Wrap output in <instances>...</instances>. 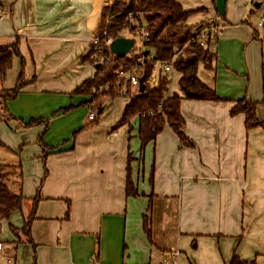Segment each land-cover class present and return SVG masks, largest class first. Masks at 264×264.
Masks as SVG:
<instances>
[{
	"label": "crops",
	"instance_id": "obj_1",
	"mask_svg": "<svg viewBox=\"0 0 264 264\" xmlns=\"http://www.w3.org/2000/svg\"><path fill=\"white\" fill-rule=\"evenodd\" d=\"M114 1H1L10 8L0 16V39L9 44L19 39L23 74L16 96L0 105V142L12 153L18 148L36 171L43 157L37 138L45 128L43 143L50 149L30 228L32 244L23 243L32 247V255L19 264H229L233 256L264 264V130L247 132L244 117L229 114L232 101L262 97L264 56L256 60L254 53L261 36L244 25L252 12L249 0H214V13L204 7L209 0H176L187 11L206 8L189 17H199L191 26L222 24L215 69L224 81L213 87L225 101H182L192 146H181L164 126L143 156L137 139L129 145L127 126L114 129L124 109L109 130L105 117L95 123L87 119L88 97L71 95L94 76L95 69L80 58L91 50L102 10ZM234 55L243 76H255L253 89L246 86L244 94L243 83L231 88L235 77L225 70H234ZM256 116L264 121V105L257 106ZM30 119L44 122L22 126ZM129 151V174L139 193L133 198L125 195ZM13 261L17 264L16 257Z\"/></svg>",
	"mask_w": 264,
	"mask_h": 264
},
{
	"label": "trees",
	"instance_id": "obj_2",
	"mask_svg": "<svg viewBox=\"0 0 264 264\" xmlns=\"http://www.w3.org/2000/svg\"><path fill=\"white\" fill-rule=\"evenodd\" d=\"M205 9L197 11H187L176 0H130L128 5H125L121 0H115L110 7H106L101 12L100 27L97 31L99 37V44L103 46L104 52L102 57L107 59L109 53L107 52L106 41L108 39L114 40L122 37L123 32L129 33L132 37L136 35L137 30L142 24L147 26L150 33L149 42L146 47L151 50L155 59L167 60L169 59L174 49L177 46H186L183 56L179 57L174 64V73L180 75L177 86L180 94H168V86L170 78L159 73L157 82L153 86L147 84V78L151 74L150 65H146L142 73L143 83L145 88L143 92L138 90L134 94L130 93L132 88L126 83V97L128 102L124 108L122 117L115 130L122 126H127L128 142L132 139L130 133L133 128L132 123L136 125L134 138L139 142L140 154L144 149L155 141L157 136L162 132L164 126H167L177 137L181 146H192L191 141L185 134V122L181 114V102L184 100L191 101H208V102H223L212 85H208L200 80L198 77V69L202 66L205 70L211 71L214 69L215 61L217 60L216 51L212 52L207 49H202L196 45H189L188 42L194 35L195 29L199 25H186L187 19L195 13L204 12ZM131 16L136 20L137 26H132L127 20ZM208 24L204 21L202 25ZM105 31L104 34L103 31ZM256 38V37H254ZM218 41V39H217ZM216 41V45H217ZM19 39L7 45L0 46V82L5 80L7 71L10 69L12 61L15 57L20 58L21 64L23 59L18 49ZM95 51L80 58L81 63L93 65L91 55ZM90 59V60H89ZM135 57L126 56L123 58H111L104 62L101 67H95L94 76L91 79L85 80L79 87H77L71 95L86 96L89 98V104H93L97 110L102 113L100 108L101 103L95 98H98L99 90L104 86H110L112 90L114 87L119 88L122 84L114 83V73L119 69L127 70L133 65ZM21 76L16 82V86L11 90H3L0 93V105L5 101L13 99L20 89ZM114 83V84H113ZM261 101L254 102L241 98L232 101L230 109V116L234 117L242 115L244 117V128L248 132L251 129L260 128L264 130V121L259 120L256 116V109L258 105H264V77L261 81ZM109 98H117L118 96L108 95ZM102 101V100H101ZM100 101V102H101ZM97 102V104H95ZM72 106L64 109V111L71 110ZM97 118L92 122L95 123ZM44 122L42 119H30L27 123H23L24 127H32ZM42 133V136L46 132ZM39 145L43 149V161L48 154L49 148L42 142V137L38 139ZM0 146H3L0 142ZM5 147V146H3ZM51 154L59 153L60 151H50ZM133 158L128 152L127 155V177L125 183V195L127 198L136 197L139 195L137 189L133 185L130 178V163ZM9 172V173H8ZM46 170L44 174L46 176ZM15 175L17 177H15ZM17 178V181H14ZM14 181V183H13ZM22 169L21 164L16 166L0 165V221L8 220L11 214L20 212L22 209V202L24 197L22 195ZM16 187L13 191L11 188ZM39 196H35L31 200V213L24 218L23 226L20 230L10 227L12 235L18 239V242L32 244L30 237L31 223L34 220V214L39 202ZM68 213L66 214V217ZM143 228L148 238H150L149 222L147 216H143ZM20 234L23 235L24 241L20 240ZM229 264H254L241 261L237 256H233Z\"/></svg>",
	"mask_w": 264,
	"mask_h": 264
},
{
	"label": "rangeland",
	"instance_id": "obj_3",
	"mask_svg": "<svg viewBox=\"0 0 264 264\" xmlns=\"http://www.w3.org/2000/svg\"><path fill=\"white\" fill-rule=\"evenodd\" d=\"M0 0V16H3L2 18H4V11L5 9H9V5H10V0H9V5L8 7H2V3ZM186 2H189V0H185ZM198 2H202L201 0H197ZM214 0H209L207 2V4L204 6L207 9H211L210 12L214 13L215 9H214ZM261 3V7L260 8H255L254 5L255 4H260ZM248 5L251 8V14H249V18L247 23H245L244 25H249L251 26V28H254L255 30L258 31V34H260L261 36V41H257V49L254 52L256 55V60L259 59L261 53L264 56V0H249L248 1ZM2 8V9H1ZM205 8V10H206ZM201 13V12H200ZM197 14V13H195ZM194 15V14H193ZM263 19V25L262 26H258L259 23L261 22V20ZM199 21V17L197 16H193L192 18H189L188 20V25L191 26L193 24H196ZM215 24H218L217 21H214ZM218 25H222L221 23H219ZM122 37L125 38H134L131 35H129V33L127 32H123ZM136 38V37H135ZM138 40V39H136ZM9 44L7 42V39H0V46L2 45H7ZM244 46V45H243ZM256 47V46H255ZM241 53H243L244 48L242 47L241 49ZM263 50V52H262ZM95 51L94 54L91 55V58L93 60V65H89L90 68L95 69V67H101L105 61L110 60V56H107V59H105V57H102V54H98V52L96 50H94L93 48H91V50L88 51V53L86 55H88L90 52ZM109 52V51H108ZM110 54V53H109ZM223 55H226V50H223ZM26 56V55H24ZM27 58V57H26ZM25 58V59H26ZM234 60V64L236 66H234V70H230V69H226L225 70H229L230 73L233 74V76L235 77V81L233 82L235 84V86H231V88L233 87H237L240 88V84L243 83V94L244 92H246V86L247 88L250 87V89H253L254 87V79L255 76L252 73H248L246 72V74L248 75V77H244L243 76V71H240V67H241V62H240V58L236 57L235 55L233 56ZM90 60V59H89ZM217 61H215L214 63L216 64ZM242 62L244 63V61L242 60ZM216 65H214V69L211 71H207L205 70L202 66L199 67L198 69V77L200 78V80L208 85H212L215 86V84L221 80L222 82L224 81V77L221 76L219 74V72H217V69H215ZM22 68H23V64H21L20 58L15 57L12 61L11 67L10 69L7 71L6 76H5V80L3 82H0V93H2L1 91L3 90H11L12 88H14L16 86V82L19 79V77L21 76L22 73ZM228 68V67H227ZM257 69V75L258 77H262L263 74V70H262V66L259 63V66L256 65ZM28 67L26 68V71H28ZM180 75L178 73H173L171 76H169L170 78V84L168 86V94H180V91L178 89L177 86V81L179 79ZM114 83L119 84L121 83L122 85L119 88H113L112 90L109 88L110 86H104L102 87L98 93V98H95L99 101V103H101L100 108L102 109V113L98 114L97 113V108H95V106L93 104H91V108L94 109V114H95V118H98L100 116V119L105 117L106 121H104L105 123H109L106 126H110L109 130L111 129V123L113 122V120L117 119L123 109H124V105L127 104L128 102V97H126V83L123 79L117 77L116 72L114 73ZM113 83V84H114ZM136 92V89H132L130 90L131 94H134ZM111 94L112 96L114 95L115 97L118 96L117 98H109L108 95ZM102 100V101H101ZM101 101V102H100ZM186 101H191V100H186ZM97 104V102L95 103ZM118 124V121H117ZM116 124V125H117ZM116 125L114 124V128L116 127ZM132 130H131V137L132 139H134V134H135V129H136V125L134 123H132ZM28 136L26 138H28V145L30 146L31 140H33L30 136V134H27ZM42 137V142H44V136H42V134L39 135V137ZM39 137L37 138V141L39 139ZM131 139V140H132ZM130 140V143H131ZM136 140V139H135ZM35 141V139H34ZM138 141V140H136ZM36 142V141H35ZM129 143V145H130ZM135 144V143H133ZM150 151V150H149ZM149 151L146 152L148 153L147 156H149ZM19 149L17 148L16 153H12L9 150H7L6 147L0 146V165H9V166H16L19 164L25 163L27 169L26 172H23V166H22V179H23V188H22V195L24 197V200L22 202V209L20 212H15L13 214H11L10 218L8 220H3L0 221V244L3 247V251L2 253H0V264H14L13 259L16 257L17 260V264H19L23 259H25V257L27 255H32V247L30 245L27 244H23V243H19L18 239H16L13 235L12 232L10 230V227H14L18 230H20L23 226V220H24V214L25 211H27V207L29 205V201H31L35 196H37V194H39L40 188L42 183L45 180V174H44V168H46V163L45 161H43V157L41 158V162L39 164V171H36V167L34 164H32V160L27 159L26 161L24 159H22V157L19 155ZM48 154H50L48 152ZM141 155V154H140ZM48 156V155H47ZM143 156V155H141ZM138 157V156H137ZM151 157H153V153L151 154ZM23 162V163H22ZM25 170V169H24ZM41 170V175H39V172ZM9 173V172H8ZM15 177H17L15 175ZM15 177H13L14 181H17V178L15 179ZM13 181V183H14ZM13 191H16L17 188L13 186V188H11ZM30 206V205H29ZM28 217V214L25 215V218ZM20 240L24 241V237L22 234H20ZM1 256H4L1 260ZM11 258V260H10Z\"/></svg>",
	"mask_w": 264,
	"mask_h": 264
},
{
	"label": "built area",
	"instance_id": "obj_4",
	"mask_svg": "<svg viewBox=\"0 0 264 264\" xmlns=\"http://www.w3.org/2000/svg\"><path fill=\"white\" fill-rule=\"evenodd\" d=\"M127 20L132 26H137L136 20L133 19L131 16H128ZM218 24H215L214 21H208V24L199 25V27L195 29L194 35L189 40L188 44L196 45L199 48L215 52L216 41L222 31V25L220 26ZM262 25L263 19L261 20L258 26ZM105 31L106 30H104L102 34H104ZM149 35L150 33L147 29V26L145 24H142L133 38L135 40L134 46L127 55L128 57L131 56V58L135 57L133 65L130 66V68H128L127 70L119 69L116 71L117 77L123 79L125 82H128L129 86L132 89L138 90L139 80L140 78H143L142 73L146 65H150L151 67V74L147 78V84L149 86H153L156 84L157 76L159 73L165 74L168 77L171 76L174 73L173 67L175 62L179 57L183 56L184 49L186 48V46H177L174 49L172 56L167 60L155 59L154 53L146 47V44L149 42ZM110 42L111 39H108L106 41L107 52L108 45ZM91 48L96 50L98 54H102L104 52L103 46L99 44V37L97 36V34L91 41ZM109 56L110 58H114V56L111 54H109ZM87 119L89 121H93L95 119L94 109H89ZM1 249L2 245L0 244V250Z\"/></svg>",
	"mask_w": 264,
	"mask_h": 264
},
{
	"label": "water",
	"instance_id": "obj_5",
	"mask_svg": "<svg viewBox=\"0 0 264 264\" xmlns=\"http://www.w3.org/2000/svg\"><path fill=\"white\" fill-rule=\"evenodd\" d=\"M254 7H257V5H254ZM135 43V40L133 38H125L120 37L114 40H111V42L108 45V51L111 55L114 56L115 59L123 58L128 55V53L131 51ZM145 88V85L143 83V78H140L139 80V87L138 92H143ZM98 114L100 111L97 112Z\"/></svg>",
	"mask_w": 264,
	"mask_h": 264
}]
</instances>
